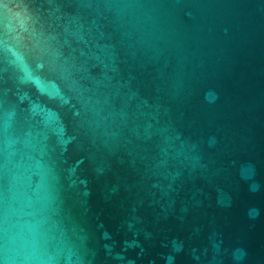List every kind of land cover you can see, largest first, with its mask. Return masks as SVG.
Listing matches in <instances>:
<instances>
[{"label":"water","instance_id":"95a60500","mask_svg":"<svg viewBox=\"0 0 264 264\" xmlns=\"http://www.w3.org/2000/svg\"><path fill=\"white\" fill-rule=\"evenodd\" d=\"M0 264H264V0H0Z\"/></svg>","mask_w":264,"mask_h":264}]
</instances>
